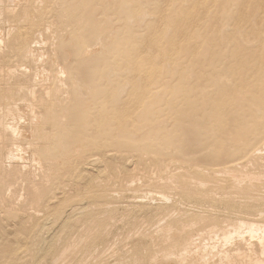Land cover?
<instances>
[{
    "label": "rangeland",
    "instance_id": "rangeland-1",
    "mask_svg": "<svg viewBox=\"0 0 264 264\" xmlns=\"http://www.w3.org/2000/svg\"><path fill=\"white\" fill-rule=\"evenodd\" d=\"M32 2H35V1L31 0V3ZM41 2L39 3V1L36 0L35 5H37V7L33 3L30 5V9L31 8L34 9V7L35 9L38 8L37 11L34 9L36 11L35 14L34 13L32 14L34 10L31 11V15L33 16L31 17V19L34 18L33 20L34 22L35 21L34 15L36 16L38 14L44 13L45 15H47L46 17L48 18L51 17L50 20L56 16L55 19L53 20L54 23L55 22L57 23L59 21L60 25L59 23L58 24L53 23L54 25H56V27L55 28L51 27L53 32L50 29L51 31L49 33L50 36H48L47 37L48 39L46 38L44 41L46 42V45H48V42H49L50 43L49 45H51L52 47L49 45L46 46L45 43H43V45L45 46V48L47 47L46 48L47 56L49 54V57L47 58L51 59L50 57L51 55L54 58L53 60L51 59L52 62L49 67V70L52 71L54 70V68L56 69L58 67L60 70L57 68L58 70L56 69L57 71L56 73L58 75L60 73L61 75H59L57 78L55 70L53 71L55 75L53 74L52 76L53 72L51 73L52 79L50 80L52 84H53V81H55L54 82L55 85L56 86L58 85V86L56 87L54 85L55 87H51L52 84L50 80L48 81V83L50 82L51 84V85L49 84L48 85L52 88L51 93L53 92V94H51L52 96L49 95L50 98H47L49 96H45L43 98L45 102L47 101L48 102L46 104H42L41 109L43 110L46 106L48 107V108L47 107L45 108L47 109V111L45 109L43 110L45 111V113L47 112L46 115H48V117L47 116L45 117V113L39 108L40 111L44 113V117H45V118L43 117V113H42V117L44 118V121L42 118L39 123V124L41 123L42 124L39 126L41 127L44 122L45 125H43L41 129L44 128L43 131L46 130L45 132L49 130L47 133H49L51 137L53 135L52 138L50 137V140H51L50 143L52 145L51 146L52 148H57L56 143L57 144L62 143V146H63L65 142H68L67 145L68 146L70 145V147L75 146V144L77 146H75L76 150L72 147L68 148L67 145H64L65 147H63V149L61 148L62 149L61 151H63L66 148L65 150L70 153L73 149L72 155L70 153H67L66 155V152L64 151L63 155L61 152V155L59 156V154H57L54 150L53 152L55 153L56 156L54 155L53 152H50L51 155L49 156L50 153L48 152V154L43 155L44 157L43 156H41V158L38 157L37 162L33 161L35 164L32 163L31 159L30 158L28 159V157L23 158L22 161H20L21 160L20 159L14 162L8 161V159L5 160L4 156L0 158L1 160L3 158L5 160V161L2 160V164L4 168L2 172L3 182L5 180V182L7 181L9 183V180L11 181L12 179L15 180L17 178L15 185H14L15 188H11V189L6 188V183L5 182L3 183L0 180V184H1L0 187H3L2 183L5 185L3 187L5 188V191L3 188H1V190L3 189V191H0V194L5 193V195H2V197L0 196L1 197L0 198V204H1L0 209H2L0 210L1 212L0 221H1V224H3V222L5 223L6 221V224H3V226L4 225L7 226V223H8V227L9 226L11 227L12 225L13 228L11 227L9 231L11 230V232H13L14 227L17 226L16 223H19V221L23 218L22 216H20L19 217L20 219L18 218L19 220L13 219V218H16L17 214L20 215V212L21 214H25L24 212H26L27 214V211L29 209L31 211H29L28 213L33 212V210L37 211L38 209L37 213H39L40 215H43V214L45 215L50 210L49 209L50 204L48 203L54 202L52 201L54 199L57 204L59 201L61 202L60 199L56 200L55 198L56 196L58 197V195H60L61 197H65V198L70 197V199H67V204H70L71 202L73 205L74 202L77 201V203H79V200H80L81 206L83 205L80 208L81 211H79L80 209L75 210V215H78L80 213L81 214L87 213V212L90 213L89 211H91V214H92L94 213L93 210H95V212H98L97 207L99 208L101 207L99 210L100 212L98 214L99 217L101 216L102 217H105V216L112 217V219L110 218L107 219L109 228L107 227L106 228L107 230L108 229L110 231L112 230L113 233L111 232L112 233L111 234L109 231H106L105 229L104 232H107L108 234H110L109 237L107 233L103 232L104 234L103 233L100 234L104 240L105 245L107 246L106 250L108 249L107 251H109V252L105 251L106 255L105 254L103 255V253L101 254L102 256L100 255L99 257L100 263L104 259L106 260L111 255H114V253H116V255H114V258L111 256L113 259L109 258L108 260L102 263L103 264H108V263L109 264L110 263L126 264L127 262V264H142L144 262L143 264H148L150 256L154 253V250H156L159 245V244L158 245L153 244L154 246L153 247L152 246L153 242L151 241L152 238L150 236H151V233L154 231V229L157 227V226L154 227L155 223L159 222V220L157 221V219L161 220L162 217L168 221H171L173 219L171 223L173 222V225L177 229H181V226L183 225L188 226L191 222L193 225L196 223L197 225H194V226L190 224L188 228L185 226L187 229V230L185 229L186 232L191 231V233L193 232L196 233L197 231L202 230L201 232L204 234L203 235L204 237H205V232L208 229L207 228L208 226L211 227L217 224L216 225L217 227L218 226L220 227V225L221 227H223L222 224H227V222L229 223L231 222V220L234 221V218L237 219V216H239L240 218H243L244 216L245 218L249 216V214H251L246 219L248 218L256 219L257 218L260 220H264L262 219L264 218V215H263L264 204L260 205V203H264V200L262 199L264 198V195H263L264 194V191H263L264 190L263 188L264 186V180H263L264 178V175H263L264 174V147H263L264 145V0H65L63 2L62 0H56L55 3H53L55 4L54 5L55 7L53 5L52 7L50 6L51 11L48 9L49 7L47 8L45 3L41 4ZM66 2L68 4H66ZM63 5H66V7H64ZM40 6H44L43 9ZM57 6H59V8ZM40 8L42 9V11ZM89 10L91 11V14L94 11V15L93 14L89 15L88 14L90 13ZM14 11L15 13L11 12L12 15L11 13L7 14L8 17L5 15V13H4L5 17H2L3 15L1 16L3 19L0 20V23L2 21H3L2 23L4 24L6 23L5 25L2 24V26L0 24V29L2 28L1 29L2 31L0 30V35L1 36L3 35L2 36L3 41H2V44L0 42V46L3 48H6V46L8 48L10 44L16 40V39H12V36L15 38L14 34L16 36L17 35L19 36V34H22L23 31L27 33V31H25L26 28L25 27L21 28V26L19 25V22H21V12H20L21 7L17 6L16 9L13 10V12ZM39 11H41L42 13H39ZM47 11L50 12L51 14L47 13ZM86 14L91 19L88 18ZM57 16H59V18ZM85 17H86V21L89 22L87 24L85 21ZM92 18L94 19L92 20ZM9 21L11 22L10 24L12 25H13V22L16 23L17 21V24L13 25V26L16 25L17 29H14L15 27L13 26L11 27L10 24L7 25ZM57 25H59V28L61 30L58 28ZM3 26L8 28L9 30L6 28L4 29ZM8 26L11 27L12 29L9 28ZM54 31L59 34L54 33ZM60 31H62L61 32L62 36L60 35ZM77 32H79V34ZM53 33L57 34L56 37ZM80 33L82 36L80 35ZM66 34H68L69 36ZM75 34L81 37V39L79 37V39L81 40L80 41L81 44H78L79 39H78V36ZM85 34L87 37L85 36ZM5 35L7 36V41H6ZM65 36L67 39H65ZM25 38L27 37L25 36ZM56 40L57 42H55ZM67 40L68 41L70 40V42H68ZM5 42L10 43V44L7 43L9 46L7 44L5 46L4 45ZM52 43L58 44V45L55 44V46L57 45L56 47L57 49ZM82 44H85L84 46L87 45L85 48L82 46V49L83 48L91 49L92 47L99 48L97 49L98 54L96 53L95 55L96 57L89 56V59L87 57L84 60V58H82V55L80 54V52L82 51L80 49ZM63 45H66V47L63 48L62 47ZM53 46H54V49H53ZM58 46L59 48H61L60 50ZM1 47H0V50L2 49ZM12 47L13 46L11 44V47H9V49L6 48V52H5L6 54H4V49H3V52H0V66L2 65V63H4V59H5V62L7 61V65H12L13 62H14V65L16 63L18 64V62L16 61L23 62L21 58L16 56L15 53L11 51ZM49 48L51 49V51L53 50L52 53H49L51 52ZM100 48L102 51L100 50ZM69 50L71 51L70 54H69ZM64 51H68V52L63 53ZM54 52L57 53L61 58L60 57L58 58L57 54H56L57 56L56 55L54 56L55 54ZM103 52L105 53L104 54L105 56L104 55L100 56L102 55ZM60 53L61 54L63 53L64 55L62 54L61 56ZM9 55L10 56L12 55L14 57L12 58ZM97 55L99 56V58ZM1 56L3 58H1ZM15 57H18L17 58L18 60L17 59L15 60ZM6 58L8 60H6ZM75 60L77 62H75ZM79 60L80 61L83 60V62L82 61L80 62ZM9 61L10 63H8ZM85 61L87 62L85 63ZM53 62L55 64L52 65ZM62 62L64 63V65ZM74 62L76 66L77 65L79 66L76 67ZM56 64L58 66H56ZM60 64L62 66H60ZM72 64H74V66ZM29 65L31 69H33L32 65L31 64ZM54 65L56 67H54ZM69 65H71L72 68ZM3 66L5 67L6 64H3ZM51 66H53L54 68ZM64 66L67 68V69L65 68L66 70L64 69ZM2 68L3 67H0V69L2 70L0 72H3V70L5 69V68L4 69ZM61 68L63 71L61 70ZM75 68L78 70L76 71ZM64 71L68 73V75ZM72 75L75 76L73 77L75 78V80L76 79L77 80L79 79V80L74 81V79H71ZM3 77L4 78H0V82L2 81L1 84L6 80L7 82L5 81V84L9 82V84L7 85L9 86V88L5 84H2V85L0 84L1 86L0 89H2L0 91V97H1L0 105L1 103L3 104L2 106H0V107H3L0 109V112L1 110L2 112L5 110L7 106L6 102L8 101L7 98L9 99V97H11V99L9 100H11L12 102V100H16L15 97L19 95L20 98L19 99L17 98L18 100H16V102L18 103H21L19 102L21 100L22 102H24L23 100L28 98L27 97L28 95L25 96L27 98L25 97L21 98L22 95H20V93L21 94L24 93L25 95L26 93L23 92L25 90L19 91L20 89H19V86H16L17 85L16 82L14 81L12 82V80L10 81L9 77H6L5 75H3ZM53 77L58 79L57 80L58 82L55 79L53 80ZM59 79L63 81L60 82ZM80 79L82 81H80ZM64 80H65L66 85L64 84ZM10 82L14 83L12 85L15 87H13L10 84ZM56 82L57 83L60 82L59 83L60 86L59 84H56ZM70 82L71 83L73 82L72 83L73 86L70 85L71 84ZM74 82L76 83L74 84ZM77 82L78 83L81 82V84L80 83L78 84ZM10 85L12 86V88ZM152 85L153 87H151ZM3 86L8 88L6 89L5 94L6 93L9 94L8 90H11V93L9 95L8 94L6 95L8 96L7 98L6 96H4L3 92L5 88L3 89L2 88ZM62 86L65 88L63 89ZM58 87L59 88L61 87L62 90L61 88L59 89ZM35 89H40V87L35 86ZM54 90L56 91L60 90V91L56 92ZM39 91H37L36 93L40 96L41 95L44 96V93L43 92L39 93ZM15 92L17 95H15ZM54 92L55 93L59 92L56 96H60L62 93L63 97L62 96H60V98L58 97V101H57ZM53 96L55 99L53 98ZM2 98H5L6 101L3 99L4 101L1 102ZM54 100H55V103L57 102L56 103L57 105L54 104ZM8 103H10V101H8ZM59 103H60L61 108L63 109L65 108L64 110L61 109L60 107L57 108L59 106ZM40 104L41 103H39V106ZM53 106H56V107H53ZM56 108H57V111L55 110V113H52L54 112V110L52 109H56ZM50 110L52 112H49ZM60 110H63V111L60 112ZM57 112L59 113L57 114ZM50 121L52 124L49 123ZM53 127L56 129L54 130ZM50 128H53V130H51ZM53 131L54 132L57 131V132L53 133ZM60 131H62L64 135H62ZM131 133L133 135L135 133V135L132 136ZM54 135H56L55 136L57 138L56 140H54L55 139ZM61 136L62 137L64 136L63 137L64 139ZM60 137L61 139H59ZM1 138L5 139V137H0V143H1L0 148H3V149H0V152L4 154L3 151L6 150L5 147L8 146V142L6 139H5L6 141L4 139L3 141ZM66 138L68 139L66 140ZM84 141L88 142V143L86 142L87 145L84 144L85 143ZM69 142L71 143L76 142V143L74 145H71V143ZM82 145L83 147H80ZM84 145L86 146L85 149H84ZM67 149H70L71 151ZM86 151H87V154H86ZM73 152L76 154L74 155ZM88 152H90L89 155L91 156L88 155ZM110 153L111 154L113 153L112 155L114 158L110 157L111 156ZM257 153H259L260 155ZM98 154H99L98 156L99 158L102 157V160L100 161H99V158H97ZM101 154H103L104 156L106 155L108 157L106 156L103 157ZM52 155H54L56 158L54 156L52 157ZM118 155H120V157H118ZM255 155H257V157ZM46 156L49 157L48 159L49 163L47 160L48 157L46 158ZM82 156L83 158H81ZM122 156L123 158L124 157L125 158L122 159ZM87 157L90 159H88ZM91 157H93L96 160L98 159L97 162H95V160L92 161L91 159L93 158ZM42 158L44 159L46 158V159L43 160ZM25 159L27 161L30 160L29 162L31 163L29 162L27 163ZM50 159H54V163H56L57 160L60 163L57 162L54 165V163L52 162L53 160H50ZM82 159L86 161V164ZM103 159H106L104 160V163H103ZM113 159H116V160H113ZM3 161L6 163H3ZM9 162L11 166L8 164ZM18 162L20 165L18 164ZM78 162H82V164ZM15 163L17 164V166ZM64 163H65L64 166L70 165L69 168L68 166H66L65 168L63 166ZM239 163L241 164V166ZM5 164L10 166V169L7 165L4 166ZM48 164H51L50 166H54V167L50 168ZM90 164L93 166L95 165L93 168V172L91 171L92 169H90L89 167ZM99 164H103V165L105 164L104 165L105 167L103 165L98 166ZM14 165L15 167H13ZM56 165L57 167L55 168ZM77 165L78 167H76ZM81 165H84V166L81 167ZM96 165L100 167V169H102V171L104 172L101 173L102 172L101 170H97L99 168ZM32 166L35 167L36 170H33L34 168H32ZM43 166L45 170L44 168H41ZM93 166H91V168ZM227 166H230V168L229 167L227 168ZM7 167L8 169L6 170ZM16 167H18L19 169H17ZM79 167L81 168V170ZM15 168L20 172H18L17 170H14ZM57 168L59 169L62 168V169L59 170ZM22 169L24 172L22 171ZM40 169H42L41 171L44 174L43 173L40 174L41 173V171H39ZM46 169L49 172L48 171L46 172ZM50 169H55V170H52L54 173L52 172L51 174ZM218 169L219 170L223 169L224 172L223 170H221L218 173ZM229 169H232L233 171L232 170L230 171ZM31 170L33 171L32 174L30 172ZM88 170L90 171L89 172L90 175H88L87 173ZM236 170L239 172V174L236 172ZM241 170H243V172ZM10 171L17 172L16 174L17 175L19 174L20 178L24 181L22 180L19 181L20 178L15 174V172L11 173ZM75 171H76V174H74ZM4 172L9 176L8 178ZM7 172L10 174H8ZM34 172H37V173L34 174ZM241 172L243 174H241L240 176ZM249 172H253V173H249ZM20 173H22V175ZM24 173L26 176L23 175ZM71 173H73L74 175H71ZM30 174L32 175V177L34 176L33 177L34 179L36 178V176L40 178H36L35 181L33 182L34 179L32 180V177ZM92 174H94L95 176L93 175L92 177ZM132 174L135 176L133 177ZM249 174L253 176H257L259 182L257 181V178L256 180L255 178L248 179ZM13 175L16 177H14ZM99 175L100 177L102 176L101 177L102 181L100 182V185L105 180L103 184L107 181L108 183L107 188H105L106 185L104 186L101 185L102 187L99 185L98 183L100 181L99 180L100 178H98ZM127 175H129L130 177L128 176L129 177L128 178ZM170 175L172 176L173 180H171ZM232 175H234V177H232ZM21 176H23V178ZM27 176H29L31 179H29V177L27 178ZM4 177H6L8 180H6V178ZM47 177L49 178L51 177V178L49 179ZM92 178L93 180H91ZM97 178L99 181L97 180ZM45 179H48L51 182H48V180H46L49 183L48 184L45 181ZM237 179H240V182L242 183H240ZM244 179L245 180L248 179V180L245 181ZM14 180L11 181L13 183L10 182L8 186L11 185L12 187H14L13 186ZM28 180L31 181V183ZM36 180L37 181L44 180L46 184H48L47 187H46V184L44 185L45 182L38 183ZM80 180L82 181V183ZM191 180L193 181L191 182ZM197 180H199L198 183L195 184L197 186L193 185V183H195ZM169 181H171L170 184H169ZM201 181H203L204 183ZM231 181L232 182L237 181V183L233 182L234 183L233 184ZM248 181H251L253 185L250 184ZM32 182L35 184H32ZM75 182H77L78 185L76 184L73 185V183ZM36 183H37V186H36ZM30 184H32L31 186L32 188L30 187ZM177 184H179V186H177ZM39 185L41 187H39ZM81 185L84 187L82 188ZM259 185L262 191L260 190ZM24 186H26V188L29 187V189H27V191H29L28 196L26 195L27 191ZM96 186H99V187H96ZM236 186H239V187L236 188ZM254 186H256L255 189H254ZM36 187H38L39 189L38 188L36 189ZM42 187H45L44 188L45 191ZM75 187L78 188V192L76 191ZM194 187L195 188L198 187V190L195 189ZM100 188H103V190L102 189L101 190L104 195L101 194ZM180 188L181 190H179ZM18 189L20 192L23 191L22 189H24L23 191L24 194L23 192L20 193ZM35 189L37 190V192H35ZM88 189L90 191H93L94 193L92 192L91 193L97 196L99 195V193H100L99 196L104 197V198H107L109 196L107 198L108 203H106L105 205H102L103 207L98 206V205L96 206L94 204L89 205V203L87 202L88 197H86L87 196L86 194L88 192L90 193ZM193 189H194V192H193ZM249 189L251 190L250 192H249ZM7 190H9L10 192H8ZM32 190L35 195L32 193ZM52 190H53V194H52ZM71 190L72 192L73 190H75L76 195L78 196H75L74 192L70 193ZM83 190H86L87 192L85 191L86 192L85 193ZM59 191L61 192V194L62 193L63 194L61 195ZM178 191L180 193H183L184 195L180 194ZM205 191H206V194H205ZM256 191L258 192V194L256 193ZM248 192H249L248 194L249 196L246 195ZM9 193L15 194L16 197L19 199V201L15 197V195H13V198L15 199L11 198L12 195L9 196ZM50 193L52 196L50 195ZM250 193H252V195ZM6 194L8 196H6ZM158 194H161V195L158 196ZM18 195H20L21 197ZM33 195L35 199H41V198L42 199L37 200L38 201L37 202L35 199H32ZM22 196L24 197V199H22L23 198ZM37 196H40V197L37 198ZM53 196L54 198H52ZM141 196L142 197L144 196V199L143 198L141 199ZM246 196H247V199H246ZM6 197L7 198L10 197L12 200H10V198L6 199ZM25 197L28 198L27 201ZM109 198H111L112 201ZM228 198H232L233 199L232 202H231V199H228ZM1 199H3L4 201ZM71 199L73 200V202ZM81 199H82V202H81ZM86 199H87L86 201L87 203L85 202ZM147 199L149 201L146 202ZM6 200L8 201V203L6 202ZM48 200L50 202H48ZM130 200L132 201L128 203V201ZM253 200L256 202H253ZM31 201L32 203H30ZM35 201L38 204L34 203ZM116 201H119L120 206L118 204H114L116 203ZM140 201H142L143 203ZM161 201L163 202L160 203ZM168 201H170V203H168ZM245 201H247L248 203ZM14 202L16 203V205L13 206L12 204H15ZM44 202H46V204ZM132 202H134V204L137 203V205L135 206ZM145 202L146 204H144ZM9 203H11V205ZM109 203L110 205H107ZM127 203H128V208H127ZM42 204H45V205H42ZM87 204L89 205V207L87 206ZM123 204H125L126 207ZM160 204L162 205V207H159L161 206ZM167 204L169 206L171 204V206L169 207ZM6 205H9V206H6ZM47 205L49 207H47ZM72 205L70 204L69 206H72ZM240 205L241 207L242 206L243 207L241 208ZM246 205L247 207L249 206V208H244L246 207ZM250 205L252 209H250L251 208ZM255 205L259 206V207L257 206L258 210L256 209L257 207ZM16 206L17 207L20 206V207L17 209ZM39 206L42 208L44 207L43 210L45 209L44 211L46 212H44ZM86 206L88 207V210ZM105 206L106 207L108 206V208L106 209L108 211L112 210L111 212L112 213L114 212V214H112L111 212L109 213L108 211H105L106 210L104 208ZM253 206L255 207V210L253 209L254 208ZM260 206L262 207V209ZM21 207H23L25 211L19 210V209H22ZM28 207H31V208H28ZM83 207H86V208H83ZM164 207L165 208L167 207V209H165ZM13 208H15L14 210L16 209L19 210V213H17V210L13 211ZM112 208L113 209L115 208L116 211L115 210L113 211ZM136 209L137 211H134ZM173 209L175 211L174 214L172 213ZM240 210L242 211L240 212ZM39 211L42 213H40ZM118 211H120L122 214ZM160 212L162 213L160 214ZM165 212L166 213L168 212V213L165 214ZM13 214L16 216L10 217ZM170 214H173L175 216L171 215L170 217ZM134 215L135 216L138 215L140 219L137 217L134 218L135 217ZM143 215H146V216H143ZM256 215H258L261 218H259ZM5 217L9 219L12 218L16 222H13L12 219L11 220L8 219L9 220L8 222V220L3 219ZM118 218L119 220H117ZM163 218L162 220H164ZM226 218H228L229 220L228 219L226 220ZM114 219H115L114 225H113V221L112 222L108 221V220H114ZM121 219L122 220L124 219V220L122 221ZM209 219L210 221L213 219V221L209 222ZM142 220L143 222H141ZM197 220L199 222H197ZM200 220H202L201 221L202 223L200 222ZM48 221H49L48 222L49 225L54 224L51 219H49ZM152 221H154L155 223H152ZM221 221L226 222V223H221ZM122 222H123V227L121 224ZM134 222L135 224L137 222L138 226L137 227L135 226V227L139 235L135 233L136 231H131V233L130 231H128V227L130 230L132 223ZM148 223H150L151 225ZM145 224H147L146 227H145ZM206 225L207 227H205ZM115 226H117L118 228L120 227V228L118 229ZM200 226H202L203 228H200ZM198 228H200V230ZM84 229L85 230H81V232H79L80 230H76L78 232L75 231L76 232L75 233L72 231L73 233L71 232L67 234L68 235L67 242H69V244H71L72 246L78 245L79 247H82L84 244V240L85 239L89 240L92 237L90 236L87 238V236L84 235L85 232L90 231L91 229L90 230L89 228H87L88 230L86 228ZM0 230L2 231V232L0 231V233L3 236L6 234V237L4 236L5 240L4 239L2 240L3 243L0 239L1 241L0 246L3 244L7 245L9 243L10 238H12L14 234L11 233L10 235V232L4 231L5 230L4 227L3 229L0 227ZM118 231L121 233V235H119L120 233ZM133 232H134V235H133ZM77 233L79 234V236L77 235ZM140 233H144V235ZM74 234H75V239L72 236ZM116 234H118L119 237H117L118 235ZM136 234L139 237H141L142 235L144 239L143 238L137 239L138 237L136 236ZM145 234L146 236H149L150 238L146 237ZM70 235L74 239V240L72 239L73 241L70 239L71 238L69 237ZM80 236L83 237V239L79 238ZM134 236H136V238H134ZM125 237L127 238L128 242L125 241L126 240ZM117 238L118 240H116ZM121 238L123 239L122 243L120 242ZM141 240H142L143 246H142V243L140 242ZM156 240L158 243L159 241L163 242L161 239H156ZM109 242L110 244L108 245ZM113 242L115 245L113 244ZM138 242H140L141 244ZM137 243L141 247H139ZM174 243L175 245H177L179 242L175 241ZM111 244L114 246V248ZM121 244L123 245L125 244L126 247H122L123 245ZM136 246H138L139 248ZM179 246L180 244L175 246L174 249L178 250ZM79 247L77 248L78 250L74 252L75 257H79L83 251V248H79ZM119 247H122V248H119ZM69 248H75V247H69ZM110 248L111 250L113 249L112 250L113 252L110 250ZM128 248H130L131 250L128 251L127 250ZM147 248H150L148 250H150L151 252H149ZM115 249L119 252L117 253ZM79 250L80 252H78ZM0 251L3 252L2 248H0ZM126 253L129 257H130V254L131 256L136 254V257L134 256L133 258L130 257L129 258L130 260H129L127 258L128 256L125 255ZM139 255L143 256L142 257L143 259H141V256ZM121 256L123 260L120 263ZM125 256L127 259L125 258ZM100 258L102 259L104 258V259L103 260L101 259L100 261ZM133 259H137V261L140 259L139 260L140 262L138 261L134 263ZM114 260H116L115 263L113 262ZM141 260H142V263H141Z\"/></svg>",
    "mask_w": 264,
    "mask_h": 264
},
{
    "label": "bare ground",
    "instance_id": "bare-ground-1",
    "mask_svg": "<svg viewBox=\"0 0 264 264\" xmlns=\"http://www.w3.org/2000/svg\"><path fill=\"white\" fill-rule=\"evenodd\" d=\"M33 1V0H32ZM35 2H36V0H34ZM37 1H39V3L41 2V4H43V3H45V5L47 6V8L50 10V8L52 7V5L54 6L55 4H53V3H55V1L54 0H37ZM44 1V2H43ZM63 1H65V0H62V2ZM35 2H32L34 5H35ZM60 2V1H59ZM31 3V0H0V17L2 16V17H5V15L8 17V15L7 14H10L11 12L12 13H15V11L13 12V10H15L16 9V7L17 6H19V7H21V22H19V25L21 26V28L22 27H25L26 29H25V31H27V33L26 32H24L23 31V33L22 34H24V33H26V34H24L27 38H25V36L24 35H22V34H19V36L17 35H15L14 34V36H15V38L12 36V39H16L14 42H12L11 44H12V52H14L15 53V55L16 56H18L19 58H21L22 60H23V62H20V61H16V62H18V64L16 63L15 65H14V62H13V60H12V65H7V61L5 62V59H4V63H2V65L0 66V67H3L2 69H4L3 70V72H0V78H4L3 77V75H5L6 77H9V79H10V81L12 80V82L14 81V82H16V86H19V91H23V90H25V91H23V92H25L26 93V95L24 94V96H23V94H21L20 93V95H22V97L21 98H23V97H25V96H27V97H25V98H27V99H25V100H23L24 102H22V100L21 101H19V102H21V103H18V102H16V100H18L19 98H20V96L19 95H17L16 94V92H15V95H17L15 98H16V100H12V102H11V100H9V99H11V97H9V99L7 98L8 96H6L8 93H6L5 94V92H6V89H8L9 88V86H7L8 84H9V82L7 83V84H5V81L2 83V84H5L8 88H6L5 86H3L2 88L4 89L5 88V90H4V96H6V98H7V100L8 101H10V103H8V101L6 102V108H5V110L2 112V110H1V112H0V137H5V139L7 140V142H8V146L7 147H5L6 148V150H5V148H4V150L5 151H3L4 152V154L3 153H1L0 152V158H2L3 156L5 157V160L6 159H8V161H18V160H20V161H22V159L23 158H25V157H28V159L30 158L31 159V161H32V163H34L33 161H36L37 162V158L38 157H40L41 158V156H43V155H46V154H48V152L50 153V152H53L54 150H55V152L57 153V154H59V156L61 155V152H62V155H63V152L65 151L66 152V155H67V153H70V152H67L65 149L63 150V151H61L62 149H63V147H65L64 145H67V143L68 142H65L64 144H63V146H62V143H59V144H57L56 143V145H57V148H52L51 146V140H50V137H51V135L49 134V133H47L49 130H47V132H45L46 130H44L43 131V129H41V127L43 126V125H45V123L43 122V125L40 127L39 125H41V124H39L40 123V121H41V119L44 117V113H45V111H43L41 108H42V104H46L47 102H45L44 101V97L45 96H52L51 94H53V92L51 93V87H55L56 85H55V81H53L54 79L57 81L58 79H56V78H54L53 77V84H52V82H51V80L50 79H52V77H51V73L55 70V73L57 72L56 71V69L58 68H54V67H56V66H58L57 64H56V66L54 65V67L53 66H51V67H53L54 68V70H52V71H50L49 70V67H50V65H51V59L53 60L54 58L52 57V55L50 56L51 57V59L50 58H47V57H49V54H48V56H47V47L45 48V46L43 45V43H45V45H46V42H44L45 41V39L48 37V36H50L49 35V33L51 32L50 31V29H51V27L52 28H55L56 27V25H54L55 23H54V19H55V17L53 18V19H51L50 20V16H52V15H50L49 17L50 18H48V17H46L47 15H45L44 13L43 14H38V15H34V17H35V21L33 22V20H34V18L33 19H31V17H33L32 15H31V11H33L34 9H35V7H34V9H30V5L32 4ZM38 3V2H37ZM84 3V2H83ZM40 4V5H41ZM59 4V3H58ZM57 4V5H58ZM66 4H68L67 2H66ZM44 5V6H45ZM36 7H37V5H35ZM44 6H40L42 9H43V7ZM51 6V7H50ZM64 7H66V5H63ZM31 7H33V6H31ZM39 7V6H38ZM55 7V6H54ZM58 8H59V6H57ZM70 7H71V5H70ZM40 8V9H41ZM42 9H41V11H42ZM72 9V8H71ZM18 10H20V9H18ZM36 11L38 10V8H36L35 9ZM33 11L32 12V14L34 13H36V11ZM48 10V11H49ZM54 10H55V8H54ZM68 10H69V8H68ZM41 11H39V13H42ZM44 11V10H43ZM47 11V13H50V12H48ZM51 11V10H50ZM90 11V10H89ZM88 11V12H89ZM93 11V10H92ZM101 11V10H100ZM46 12V11H45ZM4 13H5V15H4ZM12 13H11V15H12ZM18 13V12H17ZM51 14V13H50ZM89 15L91 14V11H90V13H88ZM93 15H94V11H93V13H92ZM91 14V15H92ZM16 15H18V14H16ZM59 15V14H58ZM87 15V14H86ZM10 16V15H9ZM84 16H85V14H84ZM1 17V19L0 20H2L3 18ZM58 18H59V16H57ZM87 17H88V15H87ZM92 17V16H91ZM58 18H57V20H58ZM88 18H90V17H88ZM5 19V18H4ZM8 19V18H7ZM6 19V20H7ZM17 19H18V17H17ZM49 19V20H48ZM91 19V18H90ZM94 18H92V20H93ZM16 20V19H15ZM20 20V19H19ZM102 20V19H101ZM8 21V20H7ZM6 21V22H7ZM85 21H86V17H85ZM91 21V20H90ZM3 22V21H2ZM0 23L1 24V26H2V24L3 25H5L4 23ZM63 22V21H62ZM11 22L9 21L8 23H7V25L8 24H10ZM54 23V24H53ZM59 23V21L56 23V24H58ZM87 23H89L88 21H86V24ZM14 24H17V21H16V23L15 22H13V25ZM11 25V27L13 26L12 24H10ZM54 25V26H53ZM59 25H60V23H59ZM59 25H57L58 26V28H59ZM90 25H91V23H90ZM101 25V24H100ZM4 27V26H3ZM9 27V26H8ZM11 27H9V28H11ZM13 27H15L14 29H17L16 28V25L15 26H13ZM61 27V26H60ZM6 27H4V29H5ZM2 29V28H1ZM0 29V30H1ZM6 29H8V28H6ZM12 29V28H11ZM10 29V30H11ZM60 29V28H59ZM63 29V28H62ZM88 29V28H87ZM9 30V29H8ZM20 30V29H19ZM52 30V29H51ZM55 30V29H54ZM61 30V29H60ZM99 30V29H98ZM2 31V30H1ZM7 31V30H6ZM12 31H14V30H12ZM18 31V30H17ZM57 31V30H56ZM9 32V31H8ZM11 32V31H10ZM20 32V31H19ZM52 32H53V30H52ZM58 32V31H57ZM57 32H55L54 31V33H57ZM62 31H60V35L62 34L61 33ZM84 32V31H83ZM2 33V32H1ZM53 33V34H54ZM76 33V32H75ZM78 34H79V32H77ZM85 33V32H84ZM83 33V34H84ZM4 34V33H3ZM6 34V33H5ZM52 34V33H51ZM57 34H59V33H57ZM57 34H54L55 35V37H56V35ZM109 34V33H108ZM7 35V34H6ZM5 35V37H6V41H7V36ZM9 35H10V33H9ZM54 35H53V37H54ZM66 35H68V34H66ZM75 35H77V34H75ZM80 35H81V33H80ZM3 36V35H2ZM1 35H0V42H1V44H2V41H3V37H2ZM62 36V35H61ZM64 36V35H63ZM69 36V35H68ZM78 36V35H77ZM77 36H75V37H77ZM82 36V35H81ZM85 36H86V34H85ZM79 37L80 36H78V39H79ZM87 37V36H86ZM99 37V36H98ZM105 37V36H104ZM5 39V38H4ZM8 39H9V37H8ZM48 39V38H47ZM54 39H56V38H54ZM58 39H59V37H58ZM65 39H67L66 38V36H65ZM64 39V40H65ZM69 39V38H68ZM75 39V38H74ZM80 39H81V37H80ZM79 39V43L78 44H81L80 43V40ZM87 39V38H86ZM53 40V39H52ZM63 40V39H62ZM71 40V39H70ZM70 40L68 41V42H70ZM9 41H11V40H9ZM59 41H60V39H59ZM58 41V42H59ZM66 41V42H67ZM55 42H57V40L55 41ZM64 42V41H63ZM62 42V43H63ZM8 42H5V46H6V44H7ZM61 43V42H60ZM71 43H72V41H71ZM8 44H10V43H8ZM7 44V45H8ZM11 44H10V46L9 47H11ZM50 43L48 42V45H49ZM53 44V43H52ZM55 44H57V43H54L53 45L55 46ZM64 44V43H63ZM66 44V43H65ZM69 44V43H68ZM103 44V43H102ZM107 44V43H106ZM48 45H46V46H48ZM58 45V44H57ZM57 45L55 46V48L57 47ZM60 45V44H59ZM85 44H82L81 45V47H80V49L82 50L81 52H80V54L82 55V58H84V60H85V58H87L88 57V59H89V56H95L96 55V53L98 54V52H97V49H99V48H97V47H92L91 49H84L86 46H84ZM49 46H51V45H49ZM54 46H53V49H54ZM71 46V45H70ZM82 46L84 47L83 49H82ZM1 47V46H0ZM9 47L7 48V46H6V48L7 49H9ZM52 47V46H51ZM50 47V48H51ZM63 48L64 47H66V45H63L62 46ZM69 47V46H68ZM2 49V51L0 50V52H3V49H4V54H6L5 52H6V48H3V47H1ZM49 48V49H50ZM58 48H59V46H58ZM63 48H62V50H63ZM101 48H102V46H101ZM101 48H100V50H101ZM57 49V48H56ZM61 48H59V50H60ZM67 49V48H66ZM65 49V50H66ZM61 50V51H62ZM72 50V49H71ZM10 51V52H11ZM50 51H51V49H50ZM53 51V50H52ZM52 51L51 52H49V53H52ZM61 51H59V52H61ZM102 51V50H101ZM8 52H9V50H8ZM7 52V53H8ZM55 52H57V51H55ZM54 52V53H55ZM58 52V53H59ZM65 52H68V51H64L63 53H65ZM70 50H69V54H70ZM62 53V54H63ZM2 54V53H1ZM3 54V55H4ZM10 54V53H9ZM13 54V53H12ZM57 53H55L54 54V56L56 55ZM61 54V53H60ZM62 54H61V56H62ZM79 54V53H78ZM79 54V55H80ZM105 53L103 52L102 53V55H100V56H103ZM108 54V53H107ZM14 55V54H13ZM58 55V54H57ZM56 55V56H57ZM64 55V54H63ZM7 56H8V54H7ZM10 56V55H9ZM68 56V55H67ZM66 56V57H67ZM78 56V55H77ZM98 56V55H97ZM105 56V55H104ZM5 57V56H4ZM10 57H14V56H10ZM18 57H15V60L18 58ZM60 56L58 55V58H59ZM81 57V56H80ZM96 57V56H95ZM1 58H3L2 56H1ZM58 58H57V60H58ZM61 58V57H60ZM63 58V57H62ZM76 58V57H75ZM81 58V59H82ZM98 58H99V56H98ZM101 58V57H100ZM103 58V57H102ZM11 59V58H10ZM67 59V58H66ZM65 59V60H66ZM79 59V58H78ZM6 60H8L7 58H6ZM14 60V61H15ZM18 60V59H17ZM20 60V59H19ZM60 60V59H59ZM61 60H63V59H61ZM55 61V60H54ZM80 61V60H79ZM78 61V62H79ZM82 62H83V60H81ZM80 61V62H81ZM3 62V61H2ZM19 62H20V64H19ZM57 62H59V61H57ZM56 62V63H57ZM61 62V61H60ZM75 62H77L76 60H75ZM75 62H74V64H75ZM87 61H85V63H86ZM8 63H10V61L8 62ZM48 63V64H47ZM63 63V62H62ZM66 63V62H65ZM73 63V62H72ZM3 64H6V66L4 67L3 66ZM29 64H31L32 65V68L33 69H31V67H30V65ZM47 64V65H46ZM53 64H55L54 62L52 63V65ZM74 64H72L73 66H74ZM14 65V66H13ZM63 65H64V63H63ZM60 66H62L61 64H60ZM59 66V67H60ZM69 66H71V65H69ZM75 66H76V64H75ZM79 65H77L76 67H78ZM66 67L64 66V69H65ZM71 68H72V66H71ZM74 68V67H73ZM59 69V68H58ZM57 69V70H58ZM67 69V68H66ZM65 69V70H66ZM76 69V68H75ZM60 70V69H59ZM61 70H62V68H61ZM78 69H76V71H77ZM0 71H2L1 69H0ZM63 71V70H62ZM65 72V71H64ZM70 72V71H69ZM55 73L53 72L52 73V76H53V74L55 75ZM59 73V72H58ZM62 73V72H61ZM66 73V72H65ZM64 74V73H63ZM62 74V75H63ZM67 75H68V73H66ZM66 74H65V76H66ZM59 75H61L60 73H59ZM57 73H56V76H57V78H58V76H59ZM158 75H159V73H158ZM64 76V75H63ZM51 77V78H50ZM68 77V76H67ZM73 77H75V76H73L72 75V77H71V79H74V81H76L75 80V78H73ZM141 77V76H140ZM60 78V77H59ZM62 78V77H61ZM65 78V77H64ZM80 78V77H79ZM6 79V78H5ZM67 79V78H66ZM65 79V80H66ZM50 80V82H51V84H52V86L50 87L49 85H51L50 84V82L48 83V81ZM60 80V82H62L61 81V79H59ZM65 80H64V84H65ZM79 80V79H78ZM77 80V81H78ZM68 81H69V79H68ZM67 81V82H68ZM80 81H82L81 79H80ZM2 82V81H1ZM1 82H0V84H1ZM7 82V81H6ZM12 82H10V84L12 85V84H14V83H12ZM58 82V81H57ZM56 82V84H59V83H57ZM158 82V81H157ZM157 82H155V83H157ZM69 83V82H68ZM71 83V82H70ZM73 83V82H72ZM72 83L70 84V85H72ZM76 82H74V84H75ZM78 83V82H77ZM80 84H81V82H79ZM78 83V84H79ZM1 84V85H2ZM49 84V85H48ZM63 84V83H62ZM61 84V85H62ZM103 84V83H102ZM10 85V86H11ZM55 85V86H54ZM66 85V84H65ZM13 86V85H12ZM12 86H11V88H12ZM35 86H39L40 87V89H35ZM58 86V85H57ZM56 86V87H57ZM59 86H60V84H59ZM73 86V85H72ZM139 86V85H138ZM1 87V86H0ZM13 87H15V86H13ZM75 87V86H74ZM88 87V86H87ZM86 87V88H87ZM151 87H153V85L151 86ZM59 88V87H58ZM61 88V87H60ZM59 88V89H60ZM62 88L64 89L65 87H63L62 86ZM62 88H61V90H62ZM72 88V87H71ZM89 88V87H88ZM14 89V88H13ZM13 89H12V91H13ZM16 89H17V87H16ZM55 89V88H54ZM78 89V88H77ZM2 89H0V91H1ZM40 90V91H39ZM66 90V89H65ZM72 90V89H71ZM90 90V89H89ZM147 90V89H146ZM145 90V91H146ZM9 91V94L11 93V90H8ZM7 91V92H8ZM17 91V90H16ZM37 91H39V93H44V96L43 95H38L36 92ZM53 91V90H52ZM54 91H56V90H54ZM57 91H60V90H57ZM56 91V92H57ZM62 92V91H61ZM148 92V91H147ZM146 92V93H147ZM153 92V91H152ZM2 93V92H1ZM14 93V92H13ZM17 93H19V92H17ZM59 93V92H58ZM58 93H55L54 92V94H55V96L58 94ZM63 93V92H62ZM61 93V95L60 96H62L63 97V94ZM74 93H76V92H74ZM8 94V95H9ZM152 94V93H151ZM13 95V94H12ZM11 95V96H12ZM14 95V96H15ZM65 95V94H64ZM50 96L49 97H47V98H50ZM60 96H56V100L58 101V97L60 98ZM13 97V96H12ZM42 97V98H41ZM1 98V97H0ZM14 98V97H13ZM12 98V99H13ZM14 98V99H15ZM18 98V99H17ZM37 98H39V99H37ZM53 98H54V96H53ZM64 98H65V96H64ZM5 100V98H2V100H1V102L2 101H4ZM55 99V98H54ZM65 100V99H64ZM6 101V100H5ZM15 101V102H14ZM82 101H83V99H82ZM147 101H148V99H147ZM60 102H62V101H60ZM91 102V101H90ZM151 102V101H150ZM8 103V104H7ZM39 103H41L40 104V106H39ZM57 103V102H56ZM55 103V100H54V104H56ZM84 104V103H83ZM3 104L1 103V105L0 106H2ZM49 105H50V103H49ZM52 105V104H51ZM57 105V104H56ZM5 106V105H4ZM53 107H56V106H53ZM60 107V103H59V106L57 107V108H59ZM143 107V106H142ZM1 108H3V107H0V109ZM44 112H42V111H40V109ZM48 108V107H47ZM52 108V107H51ZM57 108L56 109H52V110H54V112H52L51 110L49 111V112H52V113H55V110L57 111ZM61 108V107H60ZM108 108V107H107ZM61 109H63V108H61ZM65 109V108H64ZM63 109V110H64ZM46 111H47V109H45ZM63 110H60V112H62ZM109 110V109H108ZM95 112V111H94ZM142 112V111H141ZM42 113H43V117H42ZM59 112H57V114H58ZM47 114V112L45 113V117L47 116L48 117V115H46ZM49 116H50V114H49ZM44 117V118H45ZM107 117V116H106ZM44 118H43V121H44ZM47 120V119H46ZM49 120V119H48ZM46 122V121H45ZM48 123V122H47ZM46 123V124H47ZM50 124H52L51 123V121L49 122ZM49 125V124H48ZM40 127V128H39ZM46 127V126H45ZM54 127H56V126H54ZM53 127V128H54ZM53 128H50L51 130H53ZM56 128H54V130H55ZM59 129V128H58ZM61 129V128H60ZM105 130V129H104ZM51 132V131H50ZM55 132H57V131H55ZM54 131H53V133H55ZM97 132V131H96ZM101 132V131H100ZM53 133H51V134H53ZM60 133H62V135H64L63 134V132L62 131H60ZM59 133V134H60ZM138 133V132H137ZM132 134V133H131ZM57 135V134H56ZM56 135H54V137L56 136ZM130 135V134H129ZM134 135H135V133H134ZM133 134H132V136H134ZM52 137H53V135H52ZM51 137V138H52ZM62 137V136H61ZM61 137L59 138V139H61ZM64 137V136H63ZM62 137V138H63ZM66 137V136H65ZM105 137V136H104ZM113 138V137H112ZM122 138V137H121ZM2 140L4 139V138H1ZM4 139V140H5ZM54 139V138H53ZM57 138L55 137V139L54 140H56ZM64 139V138H63ZM68 138H66V140H67ZM87 139V138H86ZM89 139V138H88ZM3 140V141H4ZM5 140V141H6ZM65 140V141H66ZM78 140V139H77ZM95 140V139H94ZM113 140V139H112ZM117 140V139H116ZM3 141H2V143H3ZM115 141V140H114ZM113 141V142H114ZM62 142H64V141H62ZM85 142V141H84ZM87 142V141H86ZM86 142L84 143V144H86ZM155 142V141H154ZM6 143V142H5ZM25 143V144H24ZM69 143H71V142H69ZM76 143V142H75ZM75 143H71V145H74ZM78 143V142H77ZM88 143V142H87ZM129 143V142H128ZM1 144V143H0ZM7 144V143H6ZM55 144V143H54ZM147 144H148V142H147ZM2 145H4V144H2ZM80 145V144H79ZM79 145H78V147H79ZM87 145V144H86ZM112 145V144H111ZM138 145H139V143H138ZM155 145V144H154ZM68 146V145H67ZM75 146H77L76 144H75ZM75 146H71L72 148H74L75 149ZM136 146V145H135ZM1 147H3V146H1ZM70 147V145L68 146V148ZM70 147V148H71ZM80 147H83V145L82 146H80ZM85 145H84V149H85ZM89 147V146H88ZM88 147H87V149H88ZM137 147V146H136ZM263 147H264V145H263ZM62 148V149H61ZM77 148V147H76ZM90 148V147H89ZM111 148V147H110ZM0 149H3V148H0ZM91 149V148H90ZM260 149V148H259ZM52 150V151H51ZM67 150H70V149H67ZM76 150V149H75ZM74 150V151H75ZM82 150H83V148H82ZM92 150V149H91ZM102 150V149H101ZM261 150V149H260ZM71 151V150H70ZM72 151H73V149H72ZM72 151H71V155H72ZM78 151V150H77ZM80 151V150H79ZM85 151V150H84ZM89 151V150H88ZM106 151V150H105ZM112 151H114V150H112ZM262 151V150H261ZM94 152V151H93ZM54 153V152H53ZM89 153L90 152H88V155H89ZM73 154L75 155L76 153H74L73 152ZM86 154H87V151H86ZM108 154V153H107ZM111 154V153H110ZM113 154V153H112ZM111 154V156L110 157H113V155ZM255 154V153H254ZM257 154H259V153H257ZM51 155V153L49 154V156ZM54 155H55V153H54ZM54 155H52V157L54 156ZM69 155V154H68ZM73 155V156H74ZM103 157H105L103 154H101ZM114 155H116V154H114ZM260 155V154H259ZM56 156V155H55ZM54 156V157H55ZM65 156V155H64ZM85 156H87V155H85ZM89 156H91V155H89ZM99 156V154L97 155V158H99L98 157ZM256 157H257V155H255ZM254 156V157H255ZM44 157V156H43ZM48 156H46V158H47ZM77 157V156H76ZM79 157H80V155H79ZM101 157V156H100ZM106 157H108V156H106ZM109 157V158H110ZM118 157H120V155H118ZM250 157V156H249ZM45 158V159H46ZM56 158V157H55ZM62 158V157H61ZM60 158V159H61ZM69 158V157H68ZM81 158H83V156L81 157ZM80 158V159H81ZM85 158V157H84ZM88 158V157H87ZM91 158H93V157H91ZM94 158H95V156H94ZM91 159L92 161H94L95 160V162H97V160L96 159ZM114 158V157H113ZM125 158V157H124ZM123 158V156H122V159H124ZM252 158V157H251ZM250 158V159H251ZM27 159V158H26ZM25 159V161L28 163L29 161H27ZM43 160H45L44 158H42ZM49 159V157L47 158V160ZM59 159V160H60ZM79 159V160H80ZM86 159V158H85ZM88 159H90V158H88ZM107 159V158H106ZM106 159H103V163H104V160H106ZM111 159V158H110ZM2 160H4V158L2 159ZM2 160L0 159V180L3 182V178H2V172H3V164H2ZM4 160V161H5ZM50 160H53L52 162L54 163V159H50ZM64 160V159H63ZM83 160V159H82ZM90 160V161H91ZM100 160H102V157L101 158H99V161ZM113 160H116V159H113ZM3 161V163H6V162H4ZM41 161V160H40ZM78 161V160H77ZM81 161V160H80ZM84 161V160H83ZM89 161V162H90ZM91 161V162H92ZM110 161V160H109ZM47 162V161H46ZM58 162V160L56 161V163ZM85 162V164H86V161H84ZM87 162H88V160H87ZM23 163V162H22ZM29 163H31V162H29ZM40 163V162H39ZM42 163V162H41ZM48 163H49V160H48ZM56 163H54V165L56 164ZM58 163H60V162H58ZM78 163H81L82 164V162H78ZM94 163V162H93ZM9 165H10V162L8 163ZM16 164V163H15ZM18 164H19V162H18ZM35 164V163H34ZM34 164H33V166H34ZM38 164V163H37ZM44 164H46V163H44ZM72 164V163H71ZM89 164V163H88ZM97 164V163H96ZM127 164V163H126ZM240 164V163H239ZM244 164V163H243ZM242 164V165H243ZM7 164H5L4 166H6ZM13 165V164H12ZM20 165V164H19ZM24 165V164H23ZM23 165H21V166H23ZM28 165V164H27ZM30 165V164H29ZM41 165H43V164H41ZM49 165V167L51 168V167H54V166H50L51 164H48ZM47 165V166H48ZM65 165V163L63 164V166ZM80 165V164H79ZM101 165H103V164H99L98 166H101ZM105 165V164H104ZM103 165V166H104ZM238 165V164H237ZM8 166V165H7ZM11 166V165H10ZM10 166H8L9 167V169H10ZM16 166H17V164H16ZM31 166V165H30ZM32 166V168H34L33 170H36V168L35 167H33ZM35 166H37V165H35ZM62 166V165H61ZM66 166H68V168H69V166L70 165H66ZM66 166H64L65 168H66ZM82 166H84V165H81V167ZM88 166V165H87ZM91 166H93V165H91L90 164V169H92L91 171L93 172V168H94V166L91 168ZM97 166V165H96ZM97 166V167H98ZM110 166V165H109ZM124 166V165H123ZM128 166H129V164H128ZM127 166V167H128ZM166 166H167V164H166ZM165 166V167H166ZM231 166H233V165H231ZM240 166H241V164H240ZM8 167L6 168V170L8 169ZM13 167H15V165L13 166ZM27 167V166H26ZM39 167V166H38ZM57 167V165L55 166V168ZM76 167H78V165L76 166ZM105 167V166H104ZM118 167V166H117ZM126 167V166H125ZM230 168V166H227V168ZM244 167V166H243ZM17 169H19L18 167H16ZM14 169V170H17V169ZM25 168V167H24ZM23 168V169H24ZM29 168V167H28ZM41 168H44V166L43 167H41ZM47 168V167H46ZM73 168V167H72ZM80 168V167H79ZM85 168H87V167H85ZM84 168V169H85ZM99 169H97V170H101L102 171V169H100V167H98ZM101 168H103V167H101ZM226 168V167H225ZM234 168V167H233ZM23 169H22V171H23ZM27 169V168H26ZM30 169V168H29ZM57 169H59V168H57ZM60 169H62V168H60ZM59 169V170H60ZM64 169V168H63ZM89 169V170H90ZM106 169V168H105ZM128 169V168H127ZM135 169V168H134ZM13 170V169H12ZM42 169H40L39 171H41ZM44 170H45V168H44ZM51 171H50V173L52 174V170H55V169H50ZM58 170V171H59ZM69 170V169H68ZM71 170V169H70ZM74 170V169H73ZM80 170H81V168H80ZM80 170H79V172H80ZM87 171V173H88V175H90L89 174V172L90 171ZM96 170V169H95ZM107 170V169H106ZM123 170H125V169H123ZM221 170H223V169H221ZM221 170H219L218 169V173L221 171ZM228 170V169H227ZM230 171L232 170V169H229ZM18 171V170H17ZM26 171V170H25ZM27 171H29V170H27ZM48 170L46 169V172H47ZM212 171V170H211ZM214 171H215V169H214ZM226 171V170H225ZM233 171V170H232ZM242 172H243V170H241ZM246 171V170H245ZM8 172H9V170H8ZM7 172V173H8ZM11 173L12 172H15V171H10ZM18 172H20V171H18ZM24 172V171H23ZM31 172V174H32V170L30 171ZM45 172V171H44ZM49 172V171H48ZM70 172V171H69ZM82 172V171H81ZM91 172V173H92ZM104 171H102L101 173H103ZM136 172V171H135ZM213 172V171H212ZM217 172V171H216ZM223 172H224V170H223ZM228 172V171H227ZM236 172L239 174V172L236 170ZM240 173V176H241V174H243V173ZM247 172V171H246ZM5 173V172H4ZM17 172H15V174H16ZM27 173V172H26ZM35 173H37V172H34V174ZM43 172L41 171V173L40 174H42ZM50 173H49V175H50ZM54 173V172H53ZM58 173V172H57ZM74 173V172H73ZM73 173H71V175H74V174H76V171H75V173L73 174ZM77 173H78V171H77ZM94 173H95V171H94ZM100 173V172H99ZM118 173V172H117ZM182 173V172H181ZM185 173V172H184ZM215 173V172H214ZM231 173V172H230ZM229 173V174H230ZM249 173H253V172H249ZM255 173V172H254ZM6 174V173H5ZM8 174H10V173H8ZM14 174V173H13ZM21 175H22V173H20ZM28 174V173H27ZM30 174V175H31ZM44 174V173H43ZM67 174V173H66ZM129 174H130V172H129ZM183 174V173H182ZM211 174V173H210ZM233 174V173H232ZM246 174V173H245ZM256 174V173H255ZM258 174V173H257ZM4 175V174H3ZM7 175V174H6ZM5 175V176H6ZM17 175V174H16ZM24 176H26L25 175V173L23 174ZM46 175H47V173H46ZM48 175V176H49ZM59 175V174H58ZM78 175V174H77ZM93 175L94 174H92V177H93ZM105 175V174H104ZM138 175V174H137ZM181 175V174H180ZM184 175V174H183ZM213 175V174H212ZM214 175H216V174H214ZM248 175V174H247ZM264 175V174H263ZM14 176V175H13ZM12 176V177H13ZM19 178H20V176H19V174L17 175ZM44 176V175H43ZM95 176V175H94ZM96 176H97V174H96ZM129 175H127V177H128ZM132 176L134 177L135 175H133L132 174ZM171 176V175H170ZM169 176V177H170ZM182 176V175H181ZM235 176H237V175H235ZM9 176L7 175V178H8ZM14 177H16V176H14ZM22 178H23V176H21ZM29 176H27V178H28ZM31 177H32V175H31ZM34 177V176H33ZM32 177V180L34 179ZM45 177V176H44ZM73 177V176H72ZM77 177V176H76ZM91 177V176H90ZM89 177V178H90ZM102 177V176H101ZM101 177H100V175L98 176V178H100L99 180H98V178H97V180L99 181H97L98 183H99V185H100V182L102 181V179H101ZM104 177H106V176H104ZM130 177V176H129ZM128 177V178H129ZM188 177V176H187ZM229 177V176H228ZM232 177H234V175H232ZM4 178H6V177H4ZM6 178V180H8ZM26 178V177H25ZM24 178V179H25ZM36 178H40V177H37L36 176ZM35 178V179H36ZM41 178H42V176H41ZM46 178V177H45ZM47 178H49V177H47ZM51 178V177H50ZM49 178V179H50ZM78 178V177H77ZM132 178V177H131ZM244 178V177H243ZM254 179L255 178V180H256V178H257V181H258V177L257 176H253V175H250L249 174V176H248V179ZM261 178H262V176H261ZM10 179V178H9ZM17 179V178H16ZM16 179L14 180V179H12L11 181H13L14 180V184H13V186L15 185V182H16ZM29 179H31L30 177H29ZM35 179L33 180V182L35 181ZM134 179V178H133ZM132 179V180H133ZM236 179V178H235ZM241 179V178H240ZM240 179H237L239 182H240ZM247 179V180H248ZM22 179L20 178L19 179V181H21ZM46 180H48V179H45V181ZM86 180H88V179H86ZM91 180H93V178L91 179ZM95 180V179H94ZM131 180V181H132ZM135 180V179H134ZM169 180H170V178H169ZM171 180H173L172 179V176H171ZM201 180V179H200ZM202 180H204V179H202ZM231 180H232V178H231ZM245 180V179H244ZM247 180H245V181H247ZM263 180H264V178H263ZM10 180H9V183L11 182ZM22 181H24V180H22ZM26 181V180H25ZM29 181V180H28ZM37 181V180H36ZM44 180L42 181V180H40V181H37L38 183H40V182H45ZM81 181V180H80ZM105 181V180H104ZM103 181V182H104ZM185 181V180H184ZM190 181V180H189ZM193 180H191V182H192ZM198 181L199 180H197L195 183H193V185H195L196 183H198ZM244 181V182H245ZM4 182H5V180H4ZM3 182V183H4ZM27 182V181H26ZM30 183H31V181H29ZM28 182V183H29ZM32 182V184H35V183H33ZM47 182V181H46ZM46 182L44 183V185L46 184ZM48 182H51V181H49L48 180ZM47 182V183H48ZM71 182V181H70ZM91 182V181H90ZM89 182V183H90ZM103 182H102V184L101 185H106V187L105 188H107V181L103 184ZM133 182H135V181H133ZM170 182L171 181H169V184H170ZM174 182V181H173ZM173 182H172V184H173ZM201 182H203V181H201ZM200 182V183H201ZM232 182V181H231ZM233 182H235V181H233ZM232 182V183H233ZM250 184H252L251 183V181H248ZM256 182V181H255ZM259 182V181H258ZM262 182V181H261ZM2 183V185H3V187L5 186L4 184ZM6 183V188H9V189H11V188H15V186L14 187H12L11 185H9V186H11V187H9L8 186V182L6 181L5 182ZM11 183H13V182H11ZM23 183H25V182H23ZM80 183V182H79ZM81 183H82V181H81ZM92 183H93V181H92ZM94 183H96V182H94ZM132 183V182H131ZM204 183V182H203ZM235 183H237V181L235 182ZM240 183H242V182H240ZM246 183V182H245ZM17 184V183H16ZM27 184V183H26ZM32 184H30V187L32 186ZM49 184V183H48ZM48 184H46V187H47V185ZM72 184V183H71ZM78 185V183L77 182H75V183H73V185ZM84 184V183H83ZM141 184V183H140ZM234 184V183H233ZM244 184V183H243ZM242 184V185H243ZM1 185V184H0ZM28 185V184H27ZM26 185V186H27ZM85 185V184H84ZM91 185V184H90ZM100 185V186H101ZM180 185H182V184H180ZM200 185V184H199ZM202 185V184H201ZM253 185V184H252ZM8 186V187H7ZM23 186V185H22ZM26 186H24L25 187V189H26V191H27V189H29V187L28 188H26ZM33 186H35V185H33ZM36 186H37V183H36ZM42 186H43V184H42ZM82 186V185H81ZM81 186H80V188H81ZM93 186V185H92ZM174 186V185H173ZM177 186H179V184H177ZM176 186V187H177ZM195 186H197V185H195ZM234 186V185H233ZM246 186V185H245ZM3 187H0V191H3V189H4V191H5V188H3ZM17 187H18V185H17ZM20 187V186H19ZM39 187H41L40 185H39ZM84 186H82V188H83ZM87 187V186H86ZM90 187V186H89ZM96 187H99V186H96ZM102 187V186H101ZM109 187V186H108ZM175 187V188H176ZM190 187V186H189ZM200 187V186H199ZM235 187V186H234ZM237 187H239V186H236V188ZM244 187V186H243ZM248 187V186H247ZM255 187L256 186H254V189H255ZM259 187H260V185H259ZM1 188H3L2 190H1ZM23 188V187H22ZM32 188V187H31ZM38 187H36V189H37ZM43 189L45 188V187H42ZM41 188V189H42ZM76 188V187H75ZM88 188V187H87ZM92 188V187H91ZM193 188V187H192ZM195 188V187H194ZM250 188V187H249ZM263 188H264V186H263ZM35 189V192H37V190ZM39 189V188H38ZM47 189V188H46ZM58 189V188H57ZM103 190V188H100V190ZM183 189V188H182ZM190 189V188H189ZM195 189H197L198 190V187L197 188H195ZM200 189V188H199ZM203 189V188H202ZM241 189H242V187H241ZM248 189V188H247ZM251 189H252V187H251ZM257 189V188H256ZM259 189V188H258ZM16 190H17V188H16ZM23 191H24V189H22ZM49 190V189H48ZM54 190V189H53ZM53 190H52V194H53ZM60 190V189H59ZM80 190V189H79ZM89 190V189H88ZM102 190H101V194H103L102 193ZM109 190V189H108ZM174 190V189H173ZM176 190V189H175ZM178 190V189H177ZM179 190H181V188L179 189ZM191 190V189H190ZM236 190V189H235ZM260 190L262 191V189H261V187H260ZM8 192H10L9 190H7ZM6 191V192H7ZM13 191V190H12ZM15 191V190H14ZM18 191H19V189H18ZM23 191H19L20 193H22ZM43 191V190H42ZM44 191H45V189H44ZM76 191L78 192V188H76ZM82 191V190H81ZM81 191H79V192H81ZM84 192L86 191V190H83ZM90 191V190H89ZM94 191H96V190H94ZM110 191V190H109ZM118 191V190H117ZM120 191V190H119ZM142 191V190H141ZM184 191H185V189H184ZM186 191H187V189H186ZM201 191V190H200ZM237 191V190H236ZM240 191V190H239ZM244 191H245V189H244ZM246 191H248V190H246ZM251 190L249 189V192H250ZM257 191H259V190H257ZM256 191V193L258 194V192ZM264 191V190H263ZM29 191H27L26 192V195L28 196V193ZM30 192H31V190H30ZM55 192V191H54ZM57 192V191H56ZM60 192V191H59ZM63 192V191H62ZM72 192V190L70 191V193ZM73 192L75 193L74 195L75 196H78V195H76V192H75V190H73ZM72 192V193H73ZM87 192V191H86ZM85 192V193H86ZM94 193L93 191H90V193L88 192L85 196L86 197H88V201H87V199L85 200V202L87 201L88 203H89V205H91V204H94V205H98V206H102V205H105L106 203H108L107 202V198L109 197H107V198H104V197H101V196H99L100 195V193H99V195L97 196V195H95V194H92V193ZM100 192V191H99ZM104 192V191H103ZM138 192V191H137ZM179 192V191H178ZM192 192V191H191ZM193 192H194V189H193ZM204 192V191H203ZM238 192V191H237ZM249 192L246 194V195H248L249 194ZM254 192V191H253ZM252 192V193H253ZM12 193H14V192H12ZM10 194L9 193V196L10 195H12L11 196V198H13V195H15V194ZM17 193V192H16ZM32 193H33V190H32ZM84 193V194H85ZM98 193V192H97ZM113 193V192H112ZM180 193V192H179ZM202 193V192H201ZM245 193V192H244ZM252 193H250L251 195H252ZM255 193V194H256ZM8 194V193H7ZM6 194V196H8ZM23 194H24V192H23ZM22 194V195H23ZM34 194V193H33ZM56 194H58V193H56ZM60 194H61V192H60ZM63 194V193H62ZM61 194V195H62ZM77 194H79V193H77ZM107 194V193H106ZM164 194V193H163ZM162 194V195H163ZM180 194H183V193H180ZM205 194H206V191H205ZM204 194V195H205ZM209 194V193H208ZM254 194V195H255ZM2 195H5V193L4 194H0V196L2 197ZM21 195V194H20ZM20 195H18V196H20ZM25 195V196H26ZM35 195V194H34ZM34 195H33V198H32V196H31V198L32 199H35L34 198ZM39 195V194H38ZM45 195V194H44ZM43 195V196H44ZM50 195H51V193H50ZM54 195H55V193H54ZM68 195H69V193H68ZM67 195V196H68ZM80 195H82V194H80ZM104 195V194H103ZM109 195H110V193H109ZM161 194H158V196H160ZM165 195H166V193H165ZM184 195V194H183ZM260 195H262V194H260ZM264 195V194H263ZM26 196V197H27ZM52 196V195H51ZM65 196V195H64ZM72 196V195H71ZM107 196V195H106ZM105 196V197H106ZM113 196V195H112ZM146 196V195H145ZM167 196H168V194H167ZM203 196V195H202ZM249 196V195H248ZM257 196V195H256ZM0 197V198H1ZM15 197H16V195H15ZM21 197V196H20ZM23 197V196H22ZM25 197V198H26ZM40 196H37V198H39ZM74 197V196H73ZM115 197V196H114ZM152 197V196H151ZM162 197V196H161ZM161 197H160V199H161ZM244 197V196H243ZM252 197V196H251ZM254 197V196H253ZM260 197H262V196H260ZM8 198H10V197H8ZM7 197H6V199H8ZM10 198V200H12ZM17 198V197H16ZM30 198V197H29ZM52 198H54V196L52 197ZM56 198V200H58V199H60L61 200V202L59 201H57L58 202V204L55 202V199L54 200H52V201H54V202H52V203H48V204H50L49 206H50V210L49 209H47V210H49L48 211V213H46L45 215L43 214V215H40L39 213H37V211H38V209H37V211L35 210H33V212H31V213H28L29 211H31L30 209L27 211V214H26V212H24L25 214H21V212H20V215H18L17 214V216L16 215H11L10 217H15L16 216V218H13L14 220H16V219H18L20 216H22L23 218V220L21 219L20 221H19V223H16L17 224V226H16V224H15V226L16 227H14V229H13V232H11V230L9 231V229H11V227L13 228V226L11 225V227L9 228L8 227V223H7V226H3V224H6V221H5V223L3 222V224H1V221H0V227L3 229V227H4V231H8V232H10V235H11V233H13L14 234V236L12 237V238H10V237H8V238H10V240L9 239H7V240H9V243L7 244L6 242V244L7 245H1L0 246V248H2V251L3 252H1L0 251V264H101L102 262H104V261H106V260H108L109 258H114V255H116V253H114V255H111V253L113 252L112 250H111V248H110V250L112 251L111 253H110V255L112 256H110V255H108V256H110L108 259H102V258H100V261H101V259L103 260V261H101V263L99 262V257H100V255L103 253V255L105 254V251L106 252H109V251H107L106 250V248H107V246L105 245V243H104V240H103V238H102V236L100 235V234H102L103 232H104V230L106 229V231H109L110 233L112 232L113 233V231L111 230H107V228H109L108 227V223H107V219H112V217L110 216V217H107V216H105V217H102L101 215V217H99V210H100V208L99 207H97V211L98 212H95V210H93L94 211V213H92L91 214V211H89L90 213H80V214H78V215H75V210L76 209H80L82 206H81V204H80V200H79V203H77V201L76 202H74V204L72 205V203L70 202V204L72 205V206H69L70 204H67V199H70V197L69 198H65V197H61L60 195H58V197L56 196L55 197ZM72 198V197H71ZM80 198V197H79ZM116 198V197H115ZM144 199V196L142 197L141 196V199ZM167 198V197H166ZM169 198V197H168ZM250 198V197H249ZM257 198V197H256ZM255 198V199H256ZM259 198V197H258ZM13 199H15V198H13ZM18 199V198H17ZM21 199V198H20ZM22 199H24V197L22 198ZM27 199L28 198H26V201H27ZM42 199V198H41ZM41 199H35L36 201L37 200H41ZM51 199V198H50ZM49 199V200H50ZM73 199V198H72ZM71 199V200H72ZM78 199V198H77ZM109 199H111V198H109ZM139 199V198H138ZM140 199V200H141ZM152 199V198H151ZM159 199V198H158ZM163 199V198H162ZM228 199H231V202H232V198H228ZM238 199V198H237ZM244 199V198H243ZM246 199H247V196H246ZM260 199V198H259ZM263 200H264V198H262ZM1 200H3V199H1ZM48 200V202H50ZM76 200V199H75ZM116 200V199H115ZM134 200V199H133ZM167 200V199H166ZM170 200V199H169ZM212 200V199H211ZM235 200V199H234ZM257 200V199H256ZM4 201V200H3ZM18 201H19V199H18ZM24 201V200H23ZM29 201H30V199H29ZM34 202V203H37V202ZM68 201H70V200H68ZM111 201H112V199H111ZM114 201V200H113ZM127 201V200H126ZM132 200H130V201H128V203H130ZM143 201V200H142ZM142 201H140V202H142ZM147 201H149L148 199L146 200V202ZM152 201V200H151ZM164 201V200H163ZM163 201H161L160 203H162ZM213 201V200H212ZM249 201H250V199H249ZM252 201V200H251ZM258 201V200H257ZM2 202V201H1ZM6 202L8 203V201L6 200ZM10 202V201H9ZM17 202V201H16ZM21 202H22V200H21ZM72 202H73V200H72ZM81 202H82V199H81ZM86 202V203H87ZM118 202V203H117ZM125 202V201H124ZM136 202V201H135ZM146 202L144 203V204H146ZM245 202H247V201H245ZM253 202H256V201H254L253 200ZM5 203V202H4ZM3 203V204H4ZM15 203V202H14ZM18 203V202H17ZM30 203H32V201L30 202ZM45 204H46V202H44ZM128 203H127V208H128ZM133 204H134V202H132ZM143 203V202H142ZM151 203H153V202H151ZM167 203V202H166ZM168 203H170V201H168ZM241 203V202H240ZM244 203V202H243ZM248 203V202H247ZM10 205H11V203H9ZM19 204H20V202H19ZM38 204V203H37ZM36 204V205H37ZM45 204H42V205H45ZM114 204H118L119 205V201H116V203H114ZM120 204H122V203H120ZM126 204V203H125ZM125 204H123L124 206H125ZM144 204H142V205H144ZM148 204H149V202H148ZM172 204V203H171ZM171 204H170V206H171ZM174 204V203H173ZM255 204V203H254ZM259 204V203H258ZM261 204H264V203H260V205ZM1 205V204H0ZM13 206L14 205H16V203L15 204H12ZM30 205V204H29ZM28 205V206H29ZM31 205H33V204H31ZM89 205L87 204V206L89 207ZM107 205H110V203L109 204H107ZM129 205H131V204H129ZM135 206L137 205V203L136 204H134ZM152 205H154V204H152ZM157 205H159V204H157ZM161 205V204H160ZM168 205V204H167ZM167 205H165V206H167ZM251 205H253V204H251ZM251 205H250V207H251ZM5 206V205H4ZM6 206H9V205H6ZM48 205H47V207H49ZM84 206H85V204H84ZM86 206V207H87ZM120 206V205H119ZM169 206V205H168ZM169 206V207H170ZM256 206V205H255ZM258 206V205H257ZM256 206V207H257ZM3 207V206H2ZM17 207V206H16ZM20 207V206H19ZM19 207H17V209L19 208ZM24 207V206H23ZM23 207H21L22 209H19V210H22V211H25V209L23 208ZM25 207H27V206H25ZM33 207V206H32ZM40 207V206H39ZM38 207V208H39ZM47 207H45V208H47ZM86 207H83V208H86ZM88 207H87V210H88ZM93 207V206H92ZM103 207V206H102ZM112 207V206H111ZM114 207V206H113ZM126 207V206H125ZM130 207V206H129ZM138 207H139V205H138ZM144 207V206H143ZM152 207V206H151ZM159 207H162V205L161 206H159ZM240 207H241V205H240ZM243 207V206H242ZM241 207V208H242ZM254 207V206H253ZM259 207V206H258ZM258 207L256 208L257 210H258ZM261 207V206H260ZM7 208V207H6ZM11 208V207H10ZM28 208H31V207H28ZM27 208V209H28ZM34 208H35V206H34ZM42 210H43V208L42 207H40ZM82 208V209H83ZM96 208V207H95ZM105 209L106 208H108V206L106 207H104ZM119 208V207H118ZM156 208V207H155ZM165 208V207H164ZM174 208V207H173ZM244 208H249V206L247 207V205H246V207H244ZM243 208V209H244ZM12 209V208H11ZM15 208H13V211H16V210H14ZM26 209V210H27ZM40 209V210H41ZM92 209V208H91ZM104 209V210H105ZM110 209V208H109ZM113 209V208H112ZM121 209V208H120ZM140 209H142V208H140ZM139 209V210H140ZM147 209H149V208H147ZM151 209V208H150ZM165 209H167V207L165 208ZM171 209V208H170ZM169 209V210H170ZM250 209H252V207L250 208ZM254 210H255V207L253 208ZM261 209H262V207H261ZM0 210H2V209H0ZM10 210V209H9ZM19 210H17V213H19ZM41 210V211H42ZM45 210V209H44ZM43 210V211H44ZM84 210V209H83ZM90 210V209H89ZM102 210H103V208H102ZM115 210V208L113 209V211ZM119 210V209H118ZM123 210V209H122ZM138 210V211H139ZM160 210V209H159ZM164 210V209H163ZM180 210V209H179ZM246 210H248V209H246ZM254 210H252V211H254ZM79 211H81V209L79 210ZM85 211V210H84ZM92 211V212H93ZM105 211H108L107 209L105 210ZM112 210H110V211H108L109 213L111 212ZM116 211V210H115ZM129 211V210H128ZM127 211V212H128ZM134 211H137V209L136 210H134ZM151 211V210H150ZM155 211V210H154ZM166 211V210H165ZM182 211V210H181ZM242 210H240V212H241ZM245 211V210H244ZM40 212V211H39ZM44 212H46V211H44ZM43 212V213H44ZM118 212H120V211H118ZM126 212V211H125ZM124 212V213H125ZM141 212V211H140ZM148 212V211H147ZM146 212V213H147ZM156 212V211H155ZM158 212V211H157ZM170 212V211H169ZM174 209H173V214H174ZM1 213V212H0ZM3 213V212H2ZM9 213V212H8ZM40 213H42V212H40ZM77 213V212H76ZM79 213V212H78ZM112 213V212H111ZM121 213V212H120ZM132 213V212H131ZM144 213V212H143ZM162 212H160V214H161ZM164 213V212H163ZM168 213V212H167ZM166 212H165V214H167ZM208 213V212H207ZM248 213V212H247ZM246 213V214H247ZM260 213V212H259ZM262 213H263V211H262ZM7 214V213H6ZM104 214V213H103ZM112 214H114V212L112 213ZM122 214V213H121ZM121 214H120V216H121ZM135 214V213H134ZM153 214V213H152ZM151 214V215H152ZM165 214H164V216H165ZM173 214H170V217H171V215H173ZM196 214H198V213H196ZM241 214V213H240ZM245 214V215H246ZM258 214V213H257ZM9 215V214H8ZM80 215V216H79ZM118 215H119V213H118ZM127 215H128V213H127ZM133 215V214H132ZM148 215V214H147ZM157 215V214H156ZM155 215V216H156ZM185 215H186V213H185ZM200 215V214H199ZM215 215V214H214ZM228 215V214H227ZM251 214H249V216H250ZM254 215H255V213H254ZM263 215H264V213H263ZM0 216H1V214H0ZM109 216V215H108ZM124 216V215H123ZM135 216V215H134ZM143 216H146V215H143ZM142 216V217H143ZM173 216H175V215H173ZM182 216V215H181ZM189 216V215H188ZM213 216V215H212ZM236 216V215H235ZM249 216H247V217H249ZM256 216H258V215H256ZM9 217V216H8ZM73 217H74V219H73ZM127 217V216H126ZM129 217V216H128ZM139 218L138 217V215L137 216H135L134 218ZM162 217V216H161ZM167 217V216H166ZM165 217V218H166ZM169 217V218H170ZM211 217V216H210ZM239 216H237V219H235L234 218V221H232L231 220V222H227V224H222L223 225V227H221V225H220V227L218 226H216L217 224H216V222H215V224L216 225H214V226H211V227H207V225L205 226V227H207L208 229L206 230V232H205V237L203 236L204 234L201 232V231H197L196 233H191V231L190 232H186V227L188 228V226L190 225V224H192V222L188 225V226H181V229H177L174 225H173V222L171 223V221L173 220H171V221H168V220H165L163 217V219L164 220H162V218H161V220L160 219H157V221L159 220V222L156 224L154 221H155V219H154V221H152V223H155V225H154V227H156L155 229H154V227H153V229H154V231L151 233V241L153 242L152 243V246H153V244L154 245H158V247H157V249L156 250H154V253L150 256V259H149V263L148 264H264V220H260V219H246L247 217H245L244 218V216H243V218H238ZM259 217V216H258ZM114 218H115V216H114ZM133 218V219H134ZM145 218H147V217H145ZM150 218V217H149ZM158 218V217H157ZM160 218V217H159ZM207 218V217H206ZM222 218V217H221ZM224 218V217H223ZM259 218H261V217H259ZM1 219V218H0ZM4 220L6 219V220H8L9 218H3ZM3 219H2V221H3ZM12 219V218H11ZM11 219H9V220H11ZM12 219V220H13ZM20 219V218H19ZM18 219V220H19ZM49 219H51L52 220V222L54 223L53 225H49ZM130 219V218H129ZM140 219V218H139ZM138 219V220H139ZM201 219V218H200ZM204 219V218H203ZM228 218H226V220H227ZM231 219V218H230ZM262 219H264V218H262ZM9 220H8V222H9ZM13 220V222H16V221H14ZM117 220H119V218L117 219ZM122 220V219H121ZM120 220V221H121ZM124 220V219H123ZM122 220V221H123ZM131 220V219H130ZM147 220V219H146ZM185 220V219H184ZM215 220V219H214ZM220 220V219H219ZM225 220V221H226ZM229 220V219H228ZM108 221H113V225H114V221H115V219L114 220H108ZM119 221V222H120ZM127 221H129V220H127ZM133 221V220H132ZM135 221H136V219H135ZM179 221V220H178ZM181 221V220H180ZM188 221H190V220H188ZM193 221V220H192ZM202 220H200V222H201ZM213 221V219L210 221V219H209V222H212ZM224 221V220H223ZM117 222V221H116ZM139 222V221H138ZM141 222H143V220L141 221ZM176 222H177V220H176ZM187 222V221H186ZM197 222H199L198 220H197ZM127 223V222H126ZM145 223V222H144ZM183 223V222H182ZM181 223V224H182ZM202 223V222H201ZM214 223V222H213ZM221 223H226V222H222L221 221ZM220 223V224H221ZM11 224V223H10ZM9 224V225H10ZM12 224H14V223H12ZM112 224V223H111ZM110 224V225H111ZM122 224V227H123V222L121 223ZM148 224H150V223H148ZM199 224V223H198ZM204 224V223H203ZM208 224V223H207ZM211 224V223H210ZM107 225V226H106ZM142 225V224H141ZM144 225V224H143ZM146 225L147 224H145V227H146ZM151 225V224H150ZM153 225V224H152ZM194 225H197L196 223L194 224ZM193 224H192V226H194ZM205 225V224H204ZM209 225V224H208ZM213 225V224H212ZM219 225V224H218ZM3 226V227H2ZM130 226H131V224H130ZM138 226L137 225V222H136V224H135V222L134 223H132V226H131V229L129 230V227H128V231H130V233H131V231H136L135 233H137L138 235H139V233H138V231H137V229H136V227ZM203 226V225H202ZM202 226H200V228H203ZM107 227V228H106ZM112 227V226H111ZM115 227H117V226H115ZM114 227V228H115ZM148 227V226H147ZM184 229H183V228ZM199 227V226H198ZM84 228H89V230L90 231H87V232H85V234L84 235H86L87 236V238L88 237H90V236H92L91 237V239H85L84 240V244H83V246L82 247H79L78 245H71V244H69V242H67V234H69V233H71L72 231L73 232H75L76 230H80L79 232H81V230H85ZM118 228V227H117ZM120 228V227H119ZM118 228V229H119ZM140 228V227H139ZM142 228V227H141ZM149 228V227H148ZM190 228H191V226H190ZM196 228H197V226H196ZM200 228H198L199 230H200ZM110 229H112V228H110ZM123 229V228H122ZM125 229V228H124ZM144 229V228H143ZM142 229V230H143ZM147 229V228H146ZM186 229V230H185ZM198 229H196V230H198ZM206 229V228H205ZM88 230V229H87ZM114 230V229H113ZM140 230V229H139ZM150 230V229H149ZM149 230H148V232H149ZM152 230V229H151ZM1 231V230H0ZM116 231V230H115ZM121 231V230H120ZM123 231V230H122ZM146 231V230H145ZM145 231H143V232H145ZM193 231V230H192ZM2 232V231H1ZM72 232V233H73ZM76 232H78V231H76ZM75 232V233H76ZM117 232V231H116ZM119 232V231H118ZM140 232H142V231H140ZM104 233H107V232H104ZM103 233V234H104ZM111 233V234H112ZM115 233V232H114ZM120 233V232H119ZM127 233V232H126ZM4 234V233H3ZM83 234V233H82ZM108 234V233H107ZM136 234V236L138 237L137 239H139V238H143L144 239V237L141 235V237H139L138 235ZM140 234H143L144 235V233H140ZM77 235L79 236V234L77 233ZM109 235L110 234H108V237H109ZM116 235H118V234H116ZM119 235H121V233L119 234ZM119 235L117 236V237H119ZM128 235V234H127ZM133 235H134V232H133ZM5 237H6V234L4 235ZM4 236L0 233V239H1V241L4 239L5 240V238H4ZM7 236H8V234H7ZM73 237H74V239H75V234L74 235H72ZM103 236H105V235H103ZM115 236V235H114ZM131 236V235H130ZM129 236V237H130ZM136 236H134V238H136ZM145 236H146V234H145ZM69 237H71V235L69 236ZM106 237H107V235H106ZM123 237V236H122ZM128 237V236H127ZM146 237H149V236H146ZM146 237H145V239H146ZM149 237V238H150ZM78 238V237H77ZM79 238H82L83 239V237H79ZM126 238V237H125ZM131 238V237H130ZM71 240L73 239L72 237L70 238ZM73 239V240H74ZM113 239V238H112ZM111 239V240H112ZM156 239H161L163 242H160L159 241V243L157 242V240ZM72 240V241H73ZM77 240V239H76ZM105 240H106V238H105ZM116 240H118V238L116 239ZM121 241V243L123 242L122 240V238L120 239ZM133 240H135V239H133ZM0 241V242H1ZM113 241V240H112ZM114 241H115V239H114ZM125 241H127V238H126V240ZM138 241V240H137ZM166 241V242H165ZM175 241H178L179 243L178 244H180V246H179V249L177 250V249H174L175 248V246H177V245H175ZM74 242H76V241H74ZM119 242V241H118ZM117 242V243H118ZM128 242V241H127ZM127 242H126V244H127ZM141 243H142V240L140 241ZM140 242H138V243H140ZM2 243H3V241H2ZM73 243V242H72ZM138 243H137V245H138ZM140 243V244H141ZM151 243V242H150ZM177 243V242H176ZM75 244V243H74ZM110 244V242L108 243V245ZM113 244H114V242H113ZM131 244V243H130ZM130 244H128V245H130ZM134 244V243H133ZM112 245V244H111ZM115 245V244H114ZM121 245H123V244H121ZM127 245V246H128ZM135 245H136V243H135ZM135 245H133V246H135ZM151 245V244H150ZM113 246V245H112ZM139 247H141L140 245H138ZM138 246H136V247H138ZM142 246H143V243H142ZM151 246V247H152ZM69 247H75V248H69ZM83 248V251H82V253H81V255L79 256V257H75L74 256V252L76 251V250H78L77 248ZM122 247H126V245L124 244ZM122 247H119V248H122ZM135 247V248H136ZM138 247V248H139ZM149 247V246H148ZM154 247V246H153ZM113 248H114V246H113ZM131 248V247H130ZM130 248H128L127 250L128 251H130L131 249ZM134 248V249H135ZM144 248H146V247H144ZM177 248V247H176ZM148 249H150V248H147V250ZM116 250V249H115ZM114 250V251H115ZM119 250V249H118ZM121 250V249H120ZM126 250V251H127ZM144 250V249H143ZM122 251H123V249H122ZM125 251V252H126ZM149 252H151L150 250H148ZM148 251H147V253H148ZM156 251V252H155ZM78 252H80V250L78 251ZM77 252V253H78ZM116 252L118 253L119 251H117L116 250ZM133 252V251H132ZM145 252V251H144ZM143 252V253H144ZM124 253V252H123ZM130 253V252H129ZM107 254H109V253H107ZM113 254V253H112ZM121 254V253H120ZM135 254V253H134ZM140 254V253H139ZM106 255V254H105ZM124 255V254H123ZM125 255H127V253L125 254ZM149 255V254H148ZM102 256V255H101ZM128 256V255H127ZM134 257H136V254L135 255H133ZM133 256H131V254H130V257H132L133 258ZM139 256H141V255H139ZM138 256V257H139ZM107 257V256H106ZM124 257V256H123ZM129 256L127 257L128 259L130 258ZM143 256H141V259H143L142 258ZM145 257V256H144ZM112 258V259H113ZM125 258H126V256H125ZM126 258V259H127ZM120 263H121V261L123 260L122 259V256L120 257ZM111 260V259H110ZM109 260V261H110ZM117 260V259H116ZM116 260H114L113 262L115 263L116 262ZM130 260V259H129ZM134 260V263L135 262H138L137 261V259H133ZM146 260V259H145ZM144 260V261H145ZM118 261V260H117ZM90 262V263H89ZM119 262V261H118ZM117 262V263H118ZM140 262V261H139ZM146 262V261H145ZM133 263V262H132ZM141 263H142V260H141ZM144 263V262H143ZM142 263V264H143ZM103 264V263H102ZM109 264V263H108ZM110 264H112V263H110ZM126 264H127V262H126Z\"/></svg>",
    "mask_w": 264,
    "mask_h": 264
}]
</instances>
